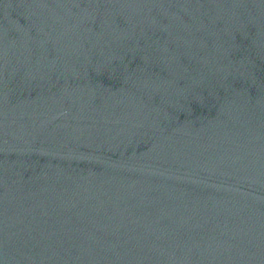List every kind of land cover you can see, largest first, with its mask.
I'll return each instance as SVG.
<instances>
[{
    "label": "water",
    "instance_id": "obj_1",
    "mask_svg": "<svg viewBox=\"0 0 264 264\" xmlns=\"http://www.w3.org/2000/svg\"><path fill=\"white\" fill-rule=\"evenodd\" d=\"M0 264H264V0H0Z\"/></svg>",
    "mask_w": 264,
    "mask_h": 264
}]
</instances>
